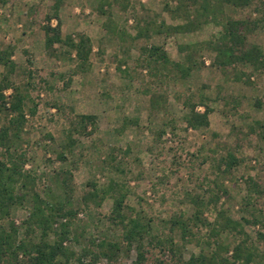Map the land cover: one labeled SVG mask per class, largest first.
Masks as SVG:
<instances>
[{"label":"rangeland","instance_id":"rangeland-1","mask_svg":"<svg viewBox=\"0 0 264 264\" xmlns=\"http://www.w3.org/2000/svg\"><path fill=\"white\" fill-rule=\"evenodd\" d=\"M62 1L58 12L61 36L89 38V68L76 71L75 63L69 60L75 59V52L70 58L58 52L55 56L47 54L42 26L45 17L52 16L54 0H2L0 49L13 47L12 60L17 68L10 79L22 90L27 83L32 84L27 93L37 105L35 116L27 120L21 140L15 145L26 153L23 170L36 175V191L42 197L48 188L59 200L64 192L55 174L69 170L72 175L70 194L76 216L70 227L71 236L78 238L79 243H67V247L79 253L90 239L96 244L103 239L121 242L122 228L107 219L113 200L106 198L98 208L82 203V197L90 190L89 183L97 188L117 183L128 191L125 212L141 224H150L152 235L171 236L184 261L198 255L201 249L212 252L215 246L207 249L205 240L181 242L178 231L171 232L169 221L182 214L191 215L193 205L186 194L201 196L208 202V189L214 187L211 183L218 176L227 195L215 207H205L204 217L213 223L218 210L240 222L250 243L264 255V242L258 237V233L264 234V126L252 132L249 128L254 122L264 125V73L253 75L246 66L240 78L251 75V85L240 81L225 83L221 71L211 66L215 54L204 50L199 53L203 66L186 80L169 78L162 85L156 81L149 87L148 70L138 65L143 47L161 46L170 60L178 62L182 58L180 46L217 37L220 29L208 24L192 33L138 39L137 31L147 30V24L153 21L164 22L168 27L183 25L185 19L175 12L179 0ZM228 13L234 19L256 21L264 18V0H254L251 6ZM50 24L56 26L57 19ZM105 25L113 31L111 35L104 30ZM247 42L259 46L264 53V22L248 36ZM54 47L62 51L58 45ZM227 71L230 76L232 72ZM1 74L0 67V79ZM151 88L165 95L158 112L150 111ZM10 93L11 90L5 91V95ZM200 96L212 110L209 127L192 131L185 123L188 109L183 104L188 98L198 103ZM195 111L202 113L204 107L197 105ZM93 114H97L93 134L77 132L68 136L75 116ZM60 153H65V161L58 160ZM231 156L239 163L227 174H220L223 161ZM247 177L254 178L263 191L252 201L256 214H251L245 204L243 180ZM28 211V203L13 208L11 220L15 226L23 227ZM254 217L258 220L255 224L243 220L251 222ZM218 240L231 247L240 237L226 233L220 234ZM144 246L145 264H156L161 259L170 264L173 260L167 251L164 256L150 238ZM227 257L230 260L231 252ZM135 261L136 250L132 248L129 252L122 249L113 260L100 259L96 264Z\"/></svg>","mask_w":264,"mask_h":264},{"label":"trees","instance_id":"trees-1","mask_svg":"<svg viewBox=\"0 0 264 264\" xmlns=\"http://www.w3.org/2000/svg\"><path fill=\"white\" fill-rule=\"evenodd\" d=\"M253 2L254 0H179L175 12L181 13L185 19L183 25L168 27L164 22L156 24L153 21L147 24V30H138V39L149 40L153 37H169L177 33H192L208 24H213L220 29L217 37H211L202 43L180 46L179 53L182 58L178 62L170 60L161 46L143 47L139 53L138 65L147 68L151 79L148 82L149 87L156 81L162 85L164 79L169 78L186 80L191 72L203 66L199 53L204 50L215 54L211 66L221 71L225 83L240 81L245 85H251L249 81L251 75L242 80L240 74L242 68L246 66L250 67L253 75L264 73L262 49L247 42L248 36L261 22H264V18L256 21H251L249 18L234 19L228 10L234 12L243 10L251 6ZM62 3V0H54L51 8L52 16L45 17V23L42 26L45 36L44 45L47 54L51 56H55L58 52L70 58L71 53L75 52V59L69 60L75 63L76 71L82 72L90 67L91 43L84 35L62 38L60 20H58ZM166 7H168L167 4ZM52 19H57L56 26L50 24ZM104 30L108 35L113 32L109 25H105ZM121 35L125 36L123 33ZM55 45L61 47L62 51H57ZM13 52L14 49L10 46L0 49V67L2 68L0 79V264H96L100 259L113 260L122 249L129 252L132 248L136 250L134 264H145L147 252L144 241L147 238L156 241V245L164 256L166 251L171 254L173 260L170 264H259L264 261V255L250 243L249 236L240 222L229 219L224 212L218 210H215L216 218L213 223L204 217L205 207H215L220 198L227 195L218 176L211 183L214 187L208 189L210 192L208 202L205 203L201 196L193 198L186 194L193 205L191 215L182 214L169 221L171 232L178 231L181 242H192L196 238L205 240L207 249L212 244L215 246L212 252L201 249L198 255H191L184 261L179 254V247L171 236L162 238L161 235H152L150 224H141L138 218L125 212V209H128L124 205L128 191L123 190L117 183H111L104 188H97L95 184L89 183L90 190L82 197V203L86 207L92 204L98 208L106 198H111L113 207L107 219L114 226L122 228L121 242L103 239L96 244L90 239L88 245L83 246L79 253L67 247V243H79L78 238L71 236L70 227V221L76 216L70 194L72 175L69 170L55 174V180H59L64 192L63 199L59 200L48 192V188L46 192L44 191L45 196L42 197L36 191L38 182L36 175L23 170V164L27 161L26 153L15 145L21 140L27 120L35 116L37 105L30 101L27 93L32 84L27 83L25 90H22L10 79L17 68L12 60ZM227 70L232 72L230 76L227 75ZM7 90H11L10 95H5ZM148 90L146 89L145 93L148 94ZM150 92L148 99L150 111L158 112L162 109V103L165 102L163 100H166L165 95L155 93L154 89ZM200 97L198 103H192L191 98H188L183 104L188 109L184 120L187 128L192 131L209 127L208 116L212 110L207 105V100L203 96ZM28 103L31 105L28 106ZM197 105L204 107L202 113L195 111ZM75 120L68 132L69 137L77 132L90 136L96 130L95 116L79 115L75 116ZM263 126L260 122H254L249 128L252 132L256 128L260 130ZM46 138L51 140L49 135H46ZM57 158L59 161H65V153H60ZM227 159L223 161L224 169L221 171L219 168L220 174L221 172L224 175L227 174L239 163L233 156ZM243 183L247 194L245 204L251 214H256L252 201L256 196L263 194L261 186L252 177L245 178ZM26 203L29 205L27 220L23 227H17L11 220L12 210L15 207H23ZM129 210L134 212L133 209ZM243 220L250 224L258 221L255 217L251 222ZM226 233L237 234L240 240L234 246H224L218 239L220 234ZM258 237L264 242V234L258 233ZM177 252L179 255H175ZM229 252H231L230 260L227 257ZM156 264H165V262L161 259Z\"/></svg>","mask_w":264,"mask_h":264},{"label":"crops","instance_id":"crops-1","mask_svg":"<svg viewBox=\"0 0 264 264\" xmlns=\"http://www.w3.org/2000/svg\"><path fill=\"white\" fill-rule=\"evenodd\" d=\"M60 21H61V19H60ZM61 23H62V22H61ZM62 31H63V29H62ZM89 37H90V36H89ZM95 115L97 116V114H93V116H95Z\"/></svg>","mask_w":264,"mask_h":264},{"label":"built area","instance_id":"built-area-1","mask_svg":"<svg viewBox=\"0 0 264 264\" xmlns=\"http://www.w3.org/2000/svg\"><path fill=\"white\" fill-rule=\"evenodd\" d=\"M26 118H28V116H26Z\"/></svg>","mask_w":264,"mask_h":264}]
</instances>
